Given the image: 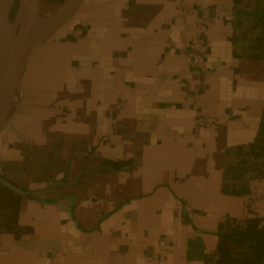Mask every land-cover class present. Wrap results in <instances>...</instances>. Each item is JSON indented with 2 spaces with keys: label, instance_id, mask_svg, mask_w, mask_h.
Segmentation results:
<instances>
[{
  "label": "crops",
  "instance_id": "obj_1",
  "mask_svg": "<svg viewBox=\"0 0 264 264\" xmlns=\"http://www.w3.org/2000/svg\"><path fill=\"white\" fill-rule=\"evenodd\" d=\"M0 172L81 175L21 199L0 264H215L228 220L264 219V0H85L29 59Z\"/></svg>",
  "mask_w": 264,
  "mask_h": 264
},
{
  "label": "water",
  "instance_id": "obj_2",
  "mask_svg": "<svg viewBox=\"0 0 264 264\" xmlns=\"http://www.w3.org/2000/svg\"><path fill=\"white\" fill-rule=\"evenodd\" d=\"M85 0H62L49 15L43 16V0H0V134L5 130L20 91L21 79L32 53L50 40L79 11ZM17 4V12L11 13ZM74 181H57L39 190L22 189L0 172V184L22 198L34 197Z\"/></svg>",
  "mask_w": 264,
  "mask_h": 264
},
{
  "label": "trees",
  "instance_id": "obj_3",
  "mask_svg": "<svg viewBox=\"0 0 264 264\" xmlns=\"http://www.w3.org/2000/svg\"><path fill=\"white\" fill-rule=\"evenodd\" d=\"M21 199L0 184V234L19 238L31 231L19 222ZM215 264H264V219L254 215L228 220L217 247Z\"/></svg>",
  "mask_w": 264,
  "mask_h": 264
},
{
  "label": "built area",
  "instance_id": "obj_4",
  "mask_svg": "<svg viewBox=\"0 0 264 264\" xmlns=\"http://www.w3.org/2000/svg\"><path fill=\"white\" fill-rule=\"evenodd\" d=\"M204 39L200 33H194V35L185 44L186 57L192 68H197L204 57ZM215 120L213 118L199 119L200 123H213Z\"/></svg>",
  "mask_w": 264,
  "mask_h": 264
},
{
  "label": "rangeland",
  "instance_id": "obj_5",
  "mask_svg": "<svg viewBox=\"0 0 264 264\" xmlns=\"http://www.w3.org/2000/svg\"><path fill=\"white\" fill-rule=\"evenodd\" d=\"M62 0H43V5H42V14L43 16H47L51 14L60 4ZM17 12V4L14 6L11 17L12 19L15 17ZM16 105V103H15ZM15 111V106L13 108L12 113Z\"/></svg>",
  "mask_w": 264,
  "mask_h": 264
}]
</instances>
